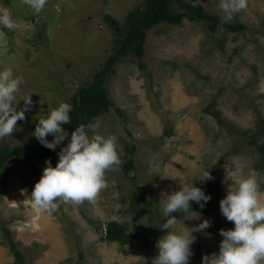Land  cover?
Listing matches in <instances>:
<instances>
[{
  "label": "rangeland",
  "instance_id": "rangeland-1",
  "mask_svg": "<svg viewBox=\"0 0 264 264\" xmlns=\"http://www.w3.org/2000/svg\"><path fill=\"white\" fill-rule=\"evenodd\" d=\"M186 1L215 16V27L188 18L157 23L146 31L143 55H118L104 76L111 105L93 121L117 137L120 164L106 171V187L95 201L57 200L49 215L32 200L45 161L55 166L67 138L53 155L33 162L7 157L0 171V221L22 262L0 228V264H152L166 231L158 227L159 200L192 181L210 195L209 213L190 202L191 211L172 215L177 228L210 221L194 233L189 264H200L203 254L218 252L220 230L234 226L221 215L219 201L235 179L255 172L264 195V0H248L231 21L220 0ZM144 2L47 0L33 14L22 0H0V10L10 11L16 25L0 26V69L12 68L21 80L17 110L28 93L32 100L11 136L0 139V150L25 144L33 126L60 102L73 105L116 53L115 31ZM235 23L241 28L226 26ZM206 170L212 179L202 180ZM112 220L125 226L126 244L104 238Z\"/></svg>",
  "mask_w": 264,
  "mask_h": 264
},
{
  "label": "clouds",
  "instance_id": "clouds-1",
  "mask_svg": "<svg viewBox=\"0 0 264 264\" xmlns=\"http://www.w3.org/2000/svg\"><path fill=\"white\" fill-rule=\"evenodd\" d=\"M22 3L33 14H39L47 0H22ZM247 5L248 0H220L219 7L225 13V20L231 21L235 14L246 10ZM0 26L8 30L15 28L10 11L0 10ZM20 84L21 80L12 68L0 69V139L11 136L17 121L23 120L25 111L32 106L28 93L22 97L23 109H16L15 105L21 99L16 95ZM72 108L71 103L60 102L46 117L38 120L33 132L44 147L53 151L66 138L68 140L57 153L55 166L50 160L45 161L42 174L31 191L34 204L49 215L57 210V200L76 205L95 201L106 187V171L120 164L117 137L102 133L98 120L80 123L70 134L62 127L70 123ZM48 135L52 140L47 139ZM256 176L255 172L239 176L234 181L235 187H229L220 199L221 215L234 226L220 230L222 240L218 252L203 254L200 264H264V195ZM204 179H212L207 170ZM163 195L164 198L159 200L161 223L158 227L166 231L155 244L158 252L152 264H189L193 255L191 246L196 240L194 233L209 228L210 221L205 219L194 227L177 228L178 218L172 214L191 211L190 202L204 208L211 197L193 181Z\"/></svg>",
  "mask_w": 264,
  "mask_h": 264
},
{
  "label": "trees",
  "instance_id": "trees-1",
  "mask_svg": "<svg viewBox=\"0 0 264 264\" xmlns=\"http://www.w3.org/2000/svg\"><path fill=\"white\" fill-rule=\"evenodd\" d=\"M176 3L179 11L173 9V4ZM183 18L190 20L198 19L205 20L209 23L211 28H214L218 19L212 16L207 11L200 7L187 2L186 0H145L144 5L140 8L134 9L126 16V27L123 30L115 31L117 37L116 53L109 59L106 66L103 67L90 84L80 89L77 98L73 101V108L70 113V123L62 126L68 127L71 131L75 129L80 123L93 122V118L101 112L107 110L111 105V101L107 96L106 89L103 86L105 74L112 65L114 59L118 55H126L130 53L133 56L141 57L143 55V45L145 42L146 31L160 22H167L171 24H178ZM106 20L114 24L116 21L110 16H106ZM230 29H240L241 26L237 23L226 25ZM143 67V65H141ZM37 125V124H36ZM33 126V130L35 126ZM48 140H52V136H47ZM260 150L264 152V145L260 146ZM55 151L44 147L32 134L25 144L9 149L0 150V171L5 165L8 156L14 154L20 155L25 161L33 162L42 157L53 155ZM131 168V162H128L125 169ZM209 202V201H208ZM208 202L204 208L196 207L203 213H209ZM145 204L150 205L151 202L144 200ZM0 228L5 232L9 248L14 254L18 262H22L20 252L17 250L13 240L9 238V229L6 228L0 221ZM105 239L109 241H118L121 244H126L128 238L125 234V226L114 220L109 221L105 228Z\"/></svg>",
  "mask_w": 264,
  "mask_h": 264
}]
</instances>
